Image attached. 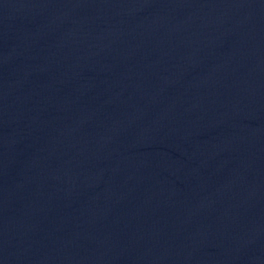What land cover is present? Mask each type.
Returning <instances> with one entry per match:
<instances>
[{
    "label": "water",
    "instance_id": "1",
    "mask_svg": "<svg viewBox=\"0 0 264 264\" xmlns=\"http://www.w3.org/2000/svg\"><path fill=\"white\" fill-rule=\"evenodd\" d=\"M264 84V0H160Z\"/></svg>",
    "mask_w": 264,
    "mask_h": 264
}]
</instances>
